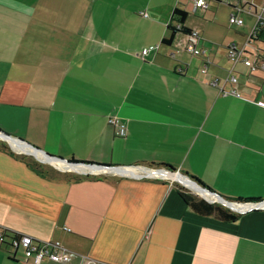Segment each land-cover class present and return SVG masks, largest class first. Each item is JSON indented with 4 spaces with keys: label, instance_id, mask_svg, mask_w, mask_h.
Instances as JSON below:
<instances>
[{
    "label": "crops",
    "instance_id": "obj_1",
    "mask_svg": "<svg viewBox=\"0 0 264 264\" xmlns=\"http://www.w3.org/2000/svg\"><path fill=\"white\" fill-rule=\"evenodd\" d=\"M186 1L0 0V131L54 157L118 168L72 172L0 138V229L76 253L41 264H264V207L221 221L178 192L264 201V71L226 54L233 44L264 61V30L245 46L255 16L234 8L248 2L264 17V1ZM188 6L198 16L184 21L198 35L196 56L183 49L186 36L161 43L173 8ZM231 11L241 25L229 24ZM230 68L240 98L219 93ZM0 264L31 260L0 245Z\"/></svg>",
    "mask_w": 264,
    "mask_h": 264
},
{
    "label": "built area",
    "instance_id": "obj_2",
    "mask_svg": "<svg viewBox=\"0 0 264 264\" xmlns=\"http://www.w3.org/2000/svg\"><path fill=\"white\" fill-rule=\"evenodd\" d=\"M264 1V0H261ZM206 2L204 0H192V8H205ZM252 4L248 2L238 3L235 6V10L239 12L250 13L255 16L254 25L246 35L244 45H249L250 41L255 40V34L257 31L264 30V17L260 16V14H256L251 11ZM145 14H143L144 16ZM229 24L233 25H241L242 19L238 17L233 11H231L228 15ZM198 39V35L195 31L190 30V32L186 36V42L184 44L183 49L189 54L196 56L202 53L201 50L195 47V42ZM153 46H147L140 49L139 55L144 56ZM226 54L231 63H235L241 61L244 66L249 69H260L264 71V61L260 60L258 64H254L252 60L247 56L243 49H237L233 44H230L226 48ZM204 71V67L201 70ZM225 81L229 83L230 88L228 90L222 89L221 86H217L219 93L221 95H233L237 98H240V93L236 89L238 85V78L235 72L230 68L227 70ZM211 86H216L215 81H209ZM256 104L258 106L264 107V102L261 100H257ZM107 122L113 126L115 135L123 136L125 132L124 123L120 122L116 117H109ZM182 184H188L185 179H180ZM187 182V183H186ZM204 193V192H203ZM203 195L211 196L210 194ZM212 201V200H211ZM242 204V208H237L238 210H243L244 208L247 210L251 209H259L264 207V201L260 202H240ZM5 234L7 236H5ZM0 245L8 246L11 248L20 247L22 249V254L25 258H29L31 260V264H41V260L43 258H48L50 261L59 262V263H68L71 258L76 256V253L68 250L63 247L58 241L51 240H38L34 239L31 236L20 234L17 232H11L4 228L0 229Z\"/></svg>",
    "mask_w": 264,
    "mask_h": 264
},
{
    "label": "trees",
    "instance_id": "obj_3",
    "mask_svg": "<svg viewBox=\"0 0 264 264\" xmlns=\"http://www.w3.org/2000/svg\"><path fill=\"white\" fill-rule=\"evenodd\" d=\"M187 12L180 8H173L171 12L170 22L166 25V30L168 31V35L161 39V43L165 45H171L174 37L176 35L187 36L190 32V29L184 26V21L186 18ZM263 30L257 31L255 34V38L258 33ZM2 148H6L4 145H0ZM72 162H76L72 158L69 160ZM38 165H34L33 168L40 173ZM41 174V173H40ZM57 176L64 179H78L79 177L73 173H57ZM178 188V187H177ZM179 196L182 198L183 202L195 213L200 215H211L214 218L221 221H235L239 213L233 212L226 208L225 206L216 203V202H207L203 198L198 197L196 195H192L188 193L186 190H183L181 187L178 188ZM237 202H256L255 200H236ZM258 201V200H257ZM5 236H7L5 234Z\"/></svg>",
    "mask_w": 264,
    "mask_h": 264
},
{
    "label": "water",
    "instance_id": "obj_4",
    "mask_svg": "<svg viewBox=\"0 0 264 264\" xmlns=\"http://www.w3.org/2000/svg\"><path fill=\"white\" fill-rule=\"evenodd\" d=\"M0 138L2 140L9 142L10 144H13L15 147H17L18 149H20L24 153H27V154L30 153L33 156L39 155L42 160H44L46 162L57 163L62 168L69 170V171H72V172H77L76 170L71 169V167H74V166L83 167L85 170L96 171V172L116 171L118 169L117 167L108 166V165L91 164V163H83V162H72L69 160H64V159H61L58 157H54L50 154L41 152L39 149L30 146L29 144H27L26 142H24L23 140H21L19 138H12L2 131H0ZM119 169H121L122 171L126 170L127 172H129L132 168L123 167V168H119ZM158 173H163V174L169 176V178L177 177L179 179H185V181L195 185L198 189H200L204 193H206V194L211 193V191H209L207 188H204V186L200 185L199 183L192 181L190 178L186 177L184 174H180V173L172 171V170H162V171H158ZM213 196H214L216 202H218L219 204L229 208L230 210L238 211V212L247 210L245 208L243 210L237 209L239 207L242 208V206H243L242 204H240V202H237V201L231 202V201L224 200L220 196H218L217 194H213Z\"/></svg>",
    "mask_w": 264,
    "mask_h": 264
},
{
    "label": "rangeland",
    "instance_id": "obj_5",
    "mask_svg": "<svg viewBox=\"0 0 264 264\" xmlns=\"http://www.w3.org/2000/svg\"><path fill=\"white\" fill-rule=\"evenodd\" d=\"M185 1H186V0H185ZM221 2H222V1H221ZM186 3H187V1H186ZM209 5H210L211 7L216 6L215 3H214V1H210V2H209ZM218 5H220L221 7L224 6L223 3H220V4H218ZM189 9H190V8H189V6H188V8H187V10H188L187 13H188V15H187V18H186L187 20H188V19H194V18L198 17V16H197V13H191V12L189 11ZM195 16H196V17H195ZM208 16H209V17L205 18L206 20L211 21V22L214 21V20L212 19V16H213L212 13L208 14ZM199 17H200V16H199ZM220 20H221V17H220V16H217L216 21H220ZM189 185H191V184H189ZM191 186H192V185H191ZM192 187H193V186H192ZM193 188H195V187H193Z\"/></svg>",
    "mask_w": 264,
    "mask_h": 264
},
{
    "label": "bare ground",
    "instance_id": "obj_6",
    "mask_svg": "<svg viewBox=\"0 0 264 264\" xmlns=\"http://www.w3.org/2000/svg\"><path fill=\"white\" fill-rule=\"evenodd\" d=\"M83 167H78V166H74V167H71V169H73V170H76V171H78V170H81ZM188 184H190V183H188ZM193 187H195V185H193V184H191ZM196 188V187H195ZM197 189V191H201V190H199L198 188H196Z\"/></svg>",
    "mask_w": 264,
    "mask_h": 264
}]
</instances>
